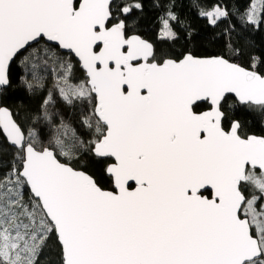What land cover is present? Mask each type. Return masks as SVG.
Returning a JSON list of instances; mask_svg holds the SVG:
<instances>
[{"label":"snow or ice","instance_id":"obj_1","mask_svg":"<svg viewBox=\"0 0 264 264\" xmlns=\"http://www.w3.org/2000/svg\"><path fill=\"white\" fill-rule=\"evenodd\" d=\"M154 7L164 8L160 46L136 34L143 0H0V96L17 59L29 92L50 70L81 126L56 109L52 90L26 130L0 107L12 150L0 160V264H41L50 245L58 264H264V135L245 131L264 123V57L244 67L196 55L216 35L184 26L174 0ZM193 7L213 29L235 14ZM240 21L264 26V0ZM225 35L239 58L232 29ZM84 155L111 161L114 190L72 166Z\"/></svg>","mask_w":264,"mask_h":264},{"label":"trees","instance_id":"obj_2","mask_svg":"<svg viewBox=\"0 0 264 264\" xmlns=\"http://www.w3.org/2000/svg\"><path fill=\"white\" fill-rule=\"evenodd\" d=\"M172 2L173 0H143L144 14L140 18L136 34L160 46L161 42L157 40V34L160 27L159 17L163 15L164 8H156L154 5L160 3L167 6V4ZM174 3V11L180 17L184 26H190L191 29L197 31L201 36L216 35V42L212 45H208L203 41H198L195 49L196 55H223L225 58L232 59L233 62L240 63L244 67H248L249 65L250 55L264 57V26H261V28L255 31H249L244 28V25L240 21V14L249 7L251 0H199L200 5L206 9H211L213 6L219 4L222 7H226L230 13L235 10V14L231 15L227 21L220 23L219 27L215 29L211 28L205 19L198 16V9L193 7V0H174ZM228 29H232L233 41L242 49L243 54L239 58L233 57L226 46L227 36L225 33ZM176 31L181 37L184 36V29L182 27L176 26ZM236 37L240 38L239 41H236ZM248 41L252 43L249 44ZM54 50L60 52L55 47ZM183 50L184 41L181 39L176 43L173 51L179 52ZM25 55H27V53H25ZM20 59H22V57ZM71 59L74 65L72 82L79 83L86 78L79 64L73 57H71ZM259 67L261 71H264V65ZM10 75L12 87L0 96V107L9 109L13 118L18 124L25 128V130L31 125L32 116L38 112L40 104L48 95L49 90L53 91L54 98L56 99V109L63 113L65 118L69 120L74 127L77 129L81 127L78 123L80 116L79 108H72L60 101L59 94L54 88V80L52 79L50 70L46 73L43 88L37 89L35 92H29L19 82L20 77L24 75V70L20 65L19 59L12 65ZM28 78H31L30 74ZM245 131L248 134L264 135V123L255 120L246 126ZM11 157L12 150L0 133V160L8 161ZM60 159L62 162H66L63 157ZM109 163H111L110 160H101L84 155L81 157L80 161H74L72 166L92 175L104 190H112L111 181L105 174V169ZM5 171L6 169H0V178H2ZM25 194L26 196L28 195L27 192ZM58 260V247L50 245L49 249L45 251L41 258V264H58Z\"/></svg>","mask_w":264,"mask_h":264},{"label":"water","instance_id":"obj_3","mask_svg":"<svg viewBox=\"0 0 264 264\" xmlns=\"http://www.w3.org/2000/svg\"><path fill=\"white\" fill-rule=\"evenodd\" d=\"M46 44H50V42H45ZM55 48H57L58 49V47H55ZM59 50V49H58ZM60 52H63V50H59ZM74 59H75V61L79 64V62H78V60L75 58V57H73ZM79 67H80V65H79ZM80 69L83 71V73H84V70L80 67ZM86 78V77H85ZM6 108V107H5ZM10 111V110H9ZM11 112V111H10ZM2 134V133H1ZM6 141V140H5ZM101 160H107V159H102L101 158ZM111 162V161H110ZM106 174V173H105ZM107 176V175H106ZM113 187V186H112ZM112 190H114V189H112ZM109 191H111V190H109Z\"/></svg>","mask_w":264,"mask_h":264},{"label":"flooded vegetation","instance_id":"obj_4","mask_svg":"<svg viewBox=\"0 0 264 264\" xmlns=\"http://www.w3.org/2000/svg\"><path fill=\"white\" fill-rule=\"evenodd\" d=\"M207 106H205V108H206Z\"/></svg>","mask_w":264,"mask_h":264}]
</instances>
